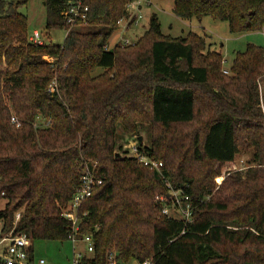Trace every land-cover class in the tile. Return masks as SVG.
<instances>
[{"label": "trees", "instance_id": "16d2710c", "mask_svg": "<svg viewBox=\"0 0 264 264\" xmlns=\"http://www.w3.org/2000/svg\"><path fill=\"white\" fill-rule=\"evenodd\" d=\"M69 1L43 0L47 33L67 30ZM80 1L89 9L85 25L62 44L34 46L18 12L27 0H0L3 232L69 241L62 210L88 168L102 185L80 210L76 239L90 235L93 253L78 264H107L111 253L123 264H264L263 49L247 45L227 76L221 54L203 38L166 37L155 14L132 45L110 49L127 6L136 2L140 12L139 2L149 0ZM171 12L227 23L234 36L264 32V0H173ZM131 18L125 29L138 16ZM98 68L103 73L93 76ZM54 79L59 95L48 93ZM117 126L137 141L149 127V147L137 148L161 164L159 173L116 143ZM241 149L255 166L215 186L216 165L232 164ZM168 185L188 197L190 223L161 214L154 199Z\"/></svg>", "mask_w": 264, "mask_h": 264}, {"label": "rangeland", "instance_id": "374dc122", "mask_svg": "<svg viewBox=\"0 0 264 264\" xmlns=\"http://www.w3.org/2000/svg\"><path fill=\"white\" fill-rule=\"evenodd\" d=\"M150 5L139 2L141 11L132 10V14L140 16L137 21V26H132L130 29H125V24H122L118 31L112 36L108 42V47L111 49L115 45H124V41H128V45H132L137 39L143 36L148 26V20L152 14H155L161 29V33L170 38H185L188 34L193 33L203 38L210 46L211 51L221 54L223 59L222 71L225 75L231 67L232 61L237 53H242L247 45L260 47L264 51V32H251L243 35H230L227 23L215 20L213 18H203L201 21L192 19L183 21L176 18L172 12L173 0H149ZM18 12L27 19V34L31 35L33 31L39 33L45 44H62L64 40V32L58 31L47 33L45 29V10L43 0H27V4L18 9ZM125 33V35H123ZM103 73V69H96L93 76ZM228 76V75H227ZM262 101L264 100V86L260 89ZM142 138L141 144L143 147L150 145V129L144 126L140 132ZM116 143L120 145L124 151L131 156L130 150L133 146L140 145L135 137L128 135L120 126L116 129ZM252 152L241 149L235 156L232 164L219 166L220 174L214 180L215 186H219L224 178L236 170L245 171L248 168H253ZM235 170V171H234ZM5 202L0 200V211L4 208ZM34 259L43 260L45 264H73L74 260L79 258H91L92 254L87 252L86 244L76 242L73 246L70 241L64 242H32ZM129 264H135L130 262Z\"/></svg>", "mask_w": 264, "mask_h": 264}, {"label": "built area", "instance_id": "2783aa9c", "mask_svg": "<svg viewBox=\"0 0 264 264\" xmlns=\"http://www.w3.org/2000/svg\"><path fill=\"white\" fill-rule=\"evenodd\" d=\"M137 3L133 2L129 4L126 8L129 18L124 22V20L119 21L117 24L120 28L122 24L130 22L132 19V10L136 8ZM89 9L80 0L69 1L62 12V17L67 26V30L64 32V37L67 36L71 28H74L77 24L85 25L87 20ZM141 19L140 16L136 19L132 26H137V21ZM125 35V33H123ZM264 35V33H263ZM28 43L34 46H43L45 43L39 33L33 31L28 37ZM124 45L129 44L128 41L123 42ZM45 60L48 63H53V59ZM226 74V72H224ZM48 93L59 95L58 85L56 79H54L49 87ZM11 124H15L18 128L20 125L15 117L10 118ZM131 156L134 157L138 163L142 164L144 167L149 168L152 171L159 173L161 164H157L152 160L147 159L142 156L139 152L137 146H133L130 150ZM102 185V181L95 177L93 170L86 168L80 178L79 187L72 196L67 207L62 210V218L71 224V235L69 241L74 246L76 242V234L78 232V226L80 223V210L83 204L91 197L93 191ZM3 195V194H2ZM155 203L161 204V214L167 218L182 221L187 224L191 221L192 207L189 202L188 197L183 195L179 191H173L171 187L167 186V193L165 196H156L154 199ZM81 216H85L82 214ZM80 242L86 244V249L88 253H93V244L90 235H85ZM32 249L31 240L25 235L12 236L11 233H4L3 226L0 223V264H45L43 260H35L34 256L29 254V250ZM116 255L114 253L109 254L107 264H123L117 262L115 259ZM81 259V258H79ZM79 259L74 260L73 264H78ZM135 264H154L153 261L147 260L142 263L135 262Z\"/></svg>", "mask_w": 264, "mask_h": 264}, {"label": "water", "instance_id": "95a60500", "mask_svg": "<svg viewBox=\"0 0 264 264\" xmlns=\"http://www.w3.org/2000/svg\"><path fill=\"white\" fill-rule=\"evenodd\" d=\"M110 52H111V51H110ZM138 141H139V143H141V141H142V138H141V137H139V138H138ZM118 156H119V154H117V155H116V157H118Z\"/></svg>", "mask_w": 264, "mask_h": 264}, {"label": "crops", "instance_id": "0c3cea01", "mask_svg": "<svg viewBox=\"0 0 264 264\" xmlns=\"http://www.w3.org/2000/svg\"><path fill=\"white\" fill-rule=\"evenodd\" d=\"M33 250V249H32Z\"/></svg>", "mask_w": 264, "mask_h": 264}]
</instances>
